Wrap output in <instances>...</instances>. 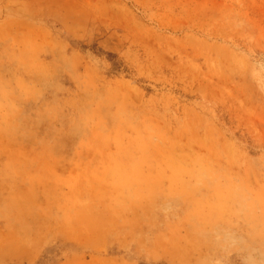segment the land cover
I'll use <instances>...</instances> for the list:
<instances>
[{
	"label": "rangeland",
	"instance_id": "rangeland-1",
	"mask_svg": "<svg viewBox=\"0 0 264 264\" xmlns=\"http://www.w3.org/2000/svg\"><path fill=\"white\" fill-rule=\"evenodd\" d=\"M0 264H264V0H0Z\"/></svg>",
	"mask_w": 264,
	"mask_h": 264
}]
</instances>
